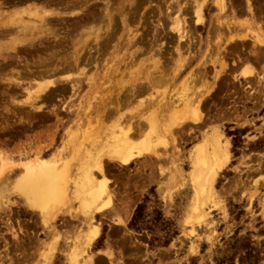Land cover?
I'll list each match as a JSON object with an SVG mask.
<instances>
[{
	"label": "rangeland",
	"instance_id": "obj_1",
	"mask_svg": "<svg viewBox=\"0 0 264 264\" xmlns=\"http://www.w3.org/2000/svg\"><path fill=\"white\" fill-rule=\"evenodd\" d=\"M216 1L0 0V264H70L74 253L76 264H264V0ZM174 18L185 21L183 42ZM179 90L202 100V121L171 135ZM127 127L137 157L121 166L107 153ZM203 144L221 157L207 174L204 218L185 224ZM105 150L109 197L83 208L82 166ZM42 158L67 165L57 182L66 199L34 211L15 183ZM140 203L136 232L128 224ZM91 226L99 234L87 246Z\"/></svg>",
	"mask_w": 264,
	"mask_h": 264
},
{
	"label": "bare ground",
	"instance_id": "obj_2",
	"mask_svg": "<svg viewBox=\"0 0 264 264\" xmlns=\"http://www.w3.org/2000/svg\"><path fill=\"white\" fill-rule=\"evenodd\" d=\"M224 0H219L216 1L217 4L219 5V7H222V2ZM202 6H199V4H197L195 6V10H194V14H195V19H196V23L201 24L203 22V17H202ZM224 7V6H223ZM104 10V9H103ZM108 9H105L104 11H106ZM179 10V9H178ZM107 12V17L109 19V22L111 21L110 15L108 11ZM115 14V13H114ZM106 14L104 13V16ZM175 15V14H174ZM122 17V16H121ZM124 18V17H123ZM106 21V20H105ZM173 23L171 24L170 30L174 33L177 34L178 36V40L179 42H183L184 38L186 37L187 33L184 35L185 29L183 27L184 22H182V24L180 25V21L176 18H174ZM122 22V21H121ZM112 23V22H111ZM126 23V22H125ZM124 23V24H125ZM110 24V23H109ZM92 25V24H91ZM91 25H88L91 26ZM170 25V24H169ZM14 26V25H13ZM110 26V25H109ZM124 26V25H123ZM197 26V25H196ZM92 27V26H91ZM127 27V26H126ZM86 28V27H85ZM9 29V28H8ZM124 29L123 27L121 28V30ZM7 31V30H6ZM109 31V30H108ZM124 31V30H123ZM95 33V32H94ZM93 33V34H94ZM102 34V33H101ZM87 36V35H86ZM132 36V34H131ZM135 36V35H134ZM235 36V35H234ZM234 36L232 38H230V40H232L234 38ZM188 37V35H187ZM240 39L241 38H245L244 36H238ZM237 37V39H238ZM132 39V38H131ZM238 39V40H240ZM91 40V39H90ZM133 40V39H132ZM131 40V41H132ZM236 40V38L234 39ZM256 41L261 43V39L260 36H256ZM134 41V40H133ZM243 41V40H241ZM115 42V41H114ZM233 42V41H232ZM161 43V42H160ZM132 44V43H127ZM125 42V45H127ZM97 45V44H96ZM127 45V46H128ZM116 46V45H115ZM87 47V46H86ZM114 47V46H113ZM130 47V45H129ZM98 48V47H97ZM96 48V49H97ZM123 48V47H122ZM125 48V47H124ZM115 51V50H114ZM132 51V50H131ZM158 51V50H157ZM97 52V51H96ZM117 54V53H116ZM113 55V54H112ZM130 55V54H129ZM117 56V55H116ZM105 59V58H104ZM157 59V58H156ZM130 60V59H129ZM78 61V60H76ZM147 61V60H146ZM76 63V62H75ZM133 63V62H132ZM142 63V62H141ZM152 62H150L151 64ZM139 65V64H138ZM157 65V64H154ZM160 67L159 63L157 65V67ZM156 68V67H155ZM126 69V68H125ZM157 69V68H156ZM146 71V69H144ZM163 70V69H162ZM165 70V69H164ZM161 71V68H160ZM153 72V71H152ZM152 72H150L151 74H153ZM154 75L156 74V70L154 71ZM158 72V71H157ZM142 73V72H141ZM149 73V72H148ZM161 74V76H164V72H159ZM147 74V72H146ZM189 74V73H188ZM142 75V74H141ZM150 75V74H149ZM151 76V75H150ZM160 75H158L156 78H159ZM160 76V77H161ZM145 77V76H143ZM147 77V76H146ZM153 77V76H152ZM151 77V78H152ZM161 77V78H162ZM165 77V76H164ZM148 78V77H147ZM155 79V78H153ZM139 80V79H138ZM143 82V79H141ZM145 80V79H144ZM152 80V79H151ZM160 80V79H159ZM163 80V78H162ZM165 80V79H164ZM183 80H186L183 79ZM188 80V79H187ZM161 81V80H160ZM147 82V81H146ZM155 82H157L155 80ZM191 82V81H189ZM47 83V82H46ZM141 82H138V85ZM158 83V82H157ZM161 83V82H160ZM184 83V82H183ZM48 84V83H47ZM124 84V83H123ZM132 84V83H131ZM137 84V83H136ZM142 84V83H141ZM159 84V83H158ZM185 84V83H184ZM43 85V84H42ZM144 85V84H143ZM148 85V83H146V86ZM46 86V84H45ZM45 86H43V88L41 89H45ZM133 85H131L132 87ZM135 86V84H134ZM133 86V87H134ZM145 86V85H144ZM149 86V85H148ZM156 87V85H154ZM186 86V85H185ZM48 87V86H47ZM46 87V88H47ZM137 87V86H136ZM165 87V86H164ZM40 89V87H39ZM148 89V88H147ZM150 89V87H149ZM46 90V89H45ZM135 90V89H134ZM154 90V89H152ZM182 91V90H179ZM186 91V90H185ZM182 91L180 92V95L177 96V99L179 98L178 104L175 103L173 105V107H170L168 109L169 110V116H168V122L166 123V128H164V132L167 133H172L175 129H180L182 126H184L183 124L186 123H195L198 121H202V113L200 112V106L202 105L201 102L202 100L198 99L197 97H195V95L191 98L187 97L188 99L185 100L184 99V92ZM132 92V91H131ZM149 93V91H147ZM152 92V91H151ZM145 94V93H144ZM143 94V95H144ZM151 93H149L148 95H150ZM151 96V95H150ZM174 97V96H173ZM203 97V96H201ZM162 99V98H161ZM160 99V100H161ZM176 99V100H177ZM184 99V100H182ZM202 99V98H201ZM175 100V102H177ZM182 100V101H181ZM180 102V103H179ZM171 103V102H170ZM177 104V105H176ZM200 105V106H199ZM145 112V111H144ZM167 115V114H166ZM157 116V115H155ZM151 118V117H149ZM148 118V119H149ZM153 118V117H152ZM146 119V120H148ZM157 119V118H156ZM145 120V121H146ZM148 120L147 122H150ZM158 120V119H157ZM157 120H152V127L151 131H157L156 129L158 127V125H156ZM146 124H150L147 123ZM202 123V122H201ZM164 125V124H163ZM130 128V126H128ZM126 130H122L123 132L120 133L118 139H117V143L116 147L107 153V150H105L106 152H101L103 151L101 148V151H99V153H97L96 155H91V157L89 158L88 162H85L83 164V168H82V179L83 182L87 185V187L83 190L81 189H76L74 192L76 193L75 195L80 194L81 192L84 194L83 198H82V205L83 208H85L86 206H90V205H96V203L98 204V202H100L101 198L104 196H108V179H106L105 177V169H104V164H103V159H102V153H107V155L110 156V158L115 162L120 164L121 166H128L129 164H131L135 158L137 157L136 153L135 155L132 154L131 149H129L130 145H129V136L132 134L133 132V128ZM163 128V126H162ZM146 129H147V125H146ZM154 129V130H153ZM130 130V131H129ZM146 131V130H145ZM150 131V132H151ZM118 134V133H117ZM148 134V133H147ZM153 134V133H152ZM169 134V135H170ZM176 134V133H175ZM172 135V134H171ZM115 137V136H114ZM158 137V136H157ZM160 138V136H159ZM164 138V137H163ZM146 139V138H145ZM158 139V138H157ZM156 139V140H157ZM163 140V139H162ZM116 141V140H115ZM130 141V140H129ZM165 141V140H164ZM156 142V141H155ZM217 142V141H216ZM161 143V142H160ZM118 144V145H117ZM168 144V143H167ZM217 144V143H216ZM114 145V144H113ZM154 145V144H153ZM158 146V145H156ZM217 146V145H216ZM214 147L213 151V156L208 154L207 151V147L205 144L199 146L196 148L195 154H194V158H193V163L191 166V170L189 172V176H190V181L192 183V186L194 188V192L195 194L193 195L192 199H191V204H190V213L188 214V216L185 218L184 223L185 224H192L195 220H202V218H204L205 216V206L207 205V202L209 201V197L210 196H206L205 195V184L207 181V174L210 171L211 167L214 164V158H220L221 155L219 156V150L217 147ZM154 147V146H153ZM143 151H151L152 147L149 145H145L143 147ZM106 149V146L105 148ZM109 149V148H108ZM100 150V149H99ZM155 150V149H154ZM211 151V152H212ZM156 154V152H154ZM223 153V151H222ZM221 153V154H222ZM151 154V153H150ZM212 154V153H211ZM90 156V155H89ZM104 156V155H103ZM223 156V155H222ZM106 158V156H105ZM108 157V159H110ZM110 159V160H111ZM225 159L227 160V155L225 157ZM52 159H47V158H42L39 160H36L34 162H31L30 164L25 166V170H24V174L20 177L17 178L16 183H15V189L19 192L20 196H23L24 199L26 200V202L28 203V206L32 209V210H44V209H48L46 207H48V203L49 202H56V203H63L65 201V195H66V191L63 188H58L57 187V182L59 181H63L65 180V178H67V173L65 170V165H61V166H54L52 165ZM135 162V161H134ZM3 165V164H2ZM103 165V166H102ZM1 166V165H0ZM3 168V167H2ZM93 170H95L96 173L93 172ZM4 168L1 170L0 169V173H3ZM102 177L103 179H98L97 176ZM79 190V192H78ZM68 193V192H67ZM211 194V192H210ZM74 195V194H73ZM109 197V196H108ZM105 199H107L105 197ZM110 199V198H109ZM108 200V199H107ZM103 201V200H102ZM105 202V200H104ZM108 202V201H106ZM104 203L103 205H99L100 209L107 203ZM103 203V202H102ZM97 206V205H96ZM208 207V206H207ZM52 208V207H51ZM94 209V208H92ZM97 209V207L95 208V210ZM99 209V210H100ZM92 211V210H91ZM96 212V211H95ZM94 212H92L93 214ZM131 213V212H130ZM129 213V214H130ZM94 215V214H93ZM96 215V214H95ZM99 234V230L97 226H91L88 230V234L86 236V240H85V244L87 246H89L92 242H94ZM77 258H78V254H73L72 257L70 258L69 262L70 264H76L77 262Z\"/></svg>",
	"mask_w": 264,
	"mask_h": 264
},
{
	"label": "trees",
	"instance_id": "obj_3",
	"mask_svg": "<svg viewBox=\"0 0 264 264\" xmlns=\"http://www.w3.org/2000/svg\"><path fill=\"white\" fill-rule=\"evenodd\" d=\"M143 200H147V197L145 196L143 198ZM143 210H144V203H140L137 205L132 217H131V220L128 224V227L129 229L131 230H134V231H139L141 228H140V224L143 222ZM145 229H150L148 227H146ZM246 241V239H244ZM169 241L165 242V244H168ZM246 243V242H245ZM240 244L239 247L244 250V249H247L249 246L247 244ZM251 251H253V249H251ZM249 257H251V254L250 252L247 253Z\"/></svg>",
	"mask_w": 264,
	"mask_h": 264
},
{
	"label": "crops",
	"instance_id": "obj_4",
	"mask_svg": "<svg viewBox=\"0 0 264 264\" xmlns=\"http://www.w3.org/2000/svg\"><path fill=\"white\" fill-rule=\"evenodd\" d=\"M57 80V79H56ZM200 96V95H199ZM198 96V97H199ZM209 122V120L207 121L206 119H204L203 120V122L202 123H200V124H198V125H196V126H200V125H206L207 123ZM109 214H110V212H109ZM116 216L117 215H111V218L109 219V222L110 223H113V225L114 226H117V225H115V218H116ZM128 222V221H127ZM106 246H105V249H101V252L103 253V251L105 252L106 251ZM116 256H117V254H116ZM108 259V258H107ZM107 261H109V260H107ZM68 264V263H67Z\"/></svg>",
	"mask_w": 264,
	"mask_h": 264
}]
</instances>
